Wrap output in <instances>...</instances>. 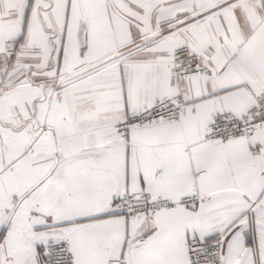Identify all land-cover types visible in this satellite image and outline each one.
I'll list each match as a JSON object with an SVG mask.
<instances>
[{"label":"snow or ice","instance_id":"snow-or-ice-1","mask_svg":"<svg viewBox=\"0 0 264 264\" xmlns=\"http://www.w3.org/2000/svg\"><path fill=\"white\" fill-rule=\"evenodd\" d=\"M0 264H264V0H0Z\"/></svg>","mask_w":264,"mask_h":264}]
</instances>
